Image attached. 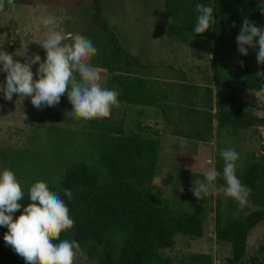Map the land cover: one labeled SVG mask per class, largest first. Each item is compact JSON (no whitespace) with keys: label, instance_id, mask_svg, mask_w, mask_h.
Here are the masks:
<instances>
[{"label":"trees","instance_id":"16d2710c","mask_svg":"<svg viewBox=\"0 0 264 264\" xmlns=\"http://www.w3.org/2000/svg\"><path fill=\"white\" fill-rule=\"evenodd\" d=\"M24 1L14 0V4ZM197 4L213 8L209 29L199 35L193 32ZM94 7V23L103 30L100 68L112 75L105 88L119 92L118 104L153 108L166 119L171 118L169 114L173 111L185 113L188 106L187 112H194L198 92L188 106L185 102H175L177 106L168 104L180 96L179 91L160 80L151 81L136 74L134 68L150 66L143 65L122 48L102 19L100 0H94ZM164 9L167 37L207 55L212 64L206 95L201 101L199 97L203 108L196 113L200 132L190 134L189 138L210 142L213 135L215 169L221 173L224 161L219 151L233 146L239 154L236 175L251 189L250 203L243 208L234 199L227 206L216 201L215 239L230 245L228 264H264V259L247 255L251 232L264 223V147L261 151L244 148L250 132L255 139L261 138L264 117L255 114L243 97L251 93L264 97V77L256 76L260 71L249 60L255 49L248 48V55L242 56L236 43L245 18L264 27V0H165ZM54 108H40L44 127L40 148L10 154V161L5 164L25 192L19 201L23 206L30 203L27 194L30 186L41 181L64 200L75 223L60 234L59 240H76L86 251L88 258L84 261L92 264H174L163 251L173 250L178 237H204L210 200L196 204L184 194L173 199L153 193L162 141L159 135L149 132L148 125L142 123L127 132V111L124 121L107 122L77 119L65 112L53 113ZM50 113L55 116L47 124L43 117ZM181 132L178 135L187 137ZM226 140L232 142L230 148L225 146ZM3 157L7 155L3 153ZM224 185L222 176L218 177L216 188L219 190ZM64 189L71 190L70 200L64 196ZM22 211L23 208L13 213V218ZM7 231L0 226V264H25L4 241ZM260 252L264 254V245ZM180 264H215V260L211 255L190 254Z\"/></svg>","mask_w":264,"mask_h":264},{"label":"rangeland","instance_id":"374dc122","mask_svg":"<svg viewBox=\"0 0 264 264\" xmlns=\"http://www.w3.org/2000/svg\"><path fill=\"white\" fill-rule=\"evenodd\" d=\"M164 1L100 0L102 19L109 25L110 30L127 53L143 65L150 66L142 69L134 68L136 74L151 81L160 80L174 91H179L180 96H177V99L174 98V102L171 99L168 104L177 106V102H185L188 106L189 100L194 99L195 93L198 92V98L195 99L197 106H194L196 112H187L188 106L185 113L181 110L173 111L169 114L171 118L166 119L159 110L153 108L117 104L112 106L109 117L97 119L122 122L125 120L124 111H127L125 120L127 132L135 130L137 125L144 123L149 126L151 134L161 137L160 164L153 185L155 195L176 199L184 194L188 200L196 204H205L210 200L211 210L205 224L204 237L191 239L180 236L175 248L164 250L163 253L171 257L174 264H180L183 258L190 254L211 255L215 264H228L231 247L215 239L214 208L217 200L227 206L233 198L219 191L216 188V181L208 186L207 194L203 199L197 200L190 191L194 187L193 181H204L205 173L215 168L216 143L213 135L210 142L189 138L190 134L200 132L201 126L196 113L203 108V103L200 101L206 95L212 64L207 55L200 54L195 49L181 45L167 37ZM95 12L94 0H25L22 4L13 3L11 5L5 2L4 10L0 11V48L9 54L15 52L19 54L28 49L29 55L35 53L42 60L45 59L46 53L39 45L46 31L41 21L43 18L52 17L59 29L73 35L80 34L92 41L97 53L91 58L90 63L101 69L103 30L94 23ZM257 51L258 49H255L250 54L249 60L255 70L264 72V66L257 63ZM13 58L24 62V57L14 56ZM159 65L167 66L160 67ZM37 67L38 65L32 66L34 74ZM130 71L132 73V69ZM5 76L6 73L0 72V84L5 82ZM101 77L100 83L102 87H105L112 75L101 69ZM36 78L34 75V79ZM243 97L251 104L255 114L264 117V97L262 95L251 93L244 94ZM54 109L53 113L65 112L67 114L72 111V106L67 97L62 96L60 103ZM41 113L40 109L32 105L30 97L24 98L13 94L12 100L9 101L4 99L3 93H0V171L8 169L6 166L10 161L8 155L40 148L44 130L40 120ZM53 116L55 115H46L43 121L51 124ZM178 131H182L181 133L187 137L178 135ZM248 135V140L244 145L245 150L261 151L264 147V129L261 130L260 139H255L252 132ZM224 143L226 147H231L232 142L229 140ZM230 149H234L233 146ZM3 153L7 157H3ZM247 203H250L249 199ZM252 209L256 208L252 206ZM263 245L264 223H261L250 234L248 258L258 256L263 261L264 254L260 252V247ZM74 264L92 263L76 259Z\"/></svg>","mask_w":264,"mask_h":264},{"label":"clouds","instance_id":"9594fccd","mask_svg":"<svg viewBox=\"0 0 264 264\" xmlns=\"http://www.w3.org/2000/svg\"><path fill=\"white\" fill-rule=\"evenodd\" d=\"M6 2L11 5L14 0ZM4 8L5 0H0V11ZM196 12L193 32L199 35L209 29L213 8L197 4ZM41 23L46 31L39 45L46 53L45 59L35 53L29 55L28 49L19 54H9L0 48V72L6 73L5 82L0 84L4 99L12 100L13 94L30 97L32 105L40 109L54 107L60 103L62 96H66L72 106V111L67 114L77 119L109 117L112 106L119 103V92L102 87L101 69L90 63L97 53L92 41L80 34L73 35L59 29L52 17L43 18ZM236 43L242 56L248 55V48L258 47L257 63L264 66V27L245 18ZM14 56L24 57V62L14 59ZM240 64L243 66V61ZM33 65H38L35 74ZM256 76L264 77V72H258ZM219 155L224 161L222 173L214 167L209 169L204 181H193L194 187L190 191L197 200L203 199L208 186L222 176L225 185L219 191L236 200L243 208L251 189L236 175L239 154L235 149H221ZM24 194L13 171L7 168L0 171V226L8 229L4 241L24 259L25 264H74L77 258L87 260L85 249L76 240H59L60 234L71 229L75 223L59 193L51 191L48 184L41 181L28 189L30 203L27 206L19 203ZM63 194L69 200L72 198L69 189H64ZM21 208L22 213L14 219L13 213ZM54 240L59 242L53 243Z\"/></svg>","mask_w":264,"mask_h":264},{"label":"crops","instance_id":"0c3cea01","mask_svg":"<svg viewBox=\"0 0 264 264\" xmlns=\"http://www.w3.org/2000/svg\"><path fill=\"white\" fill-rule=\"evenodd\" d=\"M257 94H259V93H257ZM261 95V94H260ZM263 97V96H262Z\"/></svg>","mask_w":264,"mask_h":264}]
</instances>
